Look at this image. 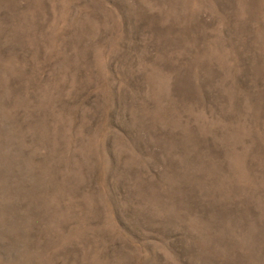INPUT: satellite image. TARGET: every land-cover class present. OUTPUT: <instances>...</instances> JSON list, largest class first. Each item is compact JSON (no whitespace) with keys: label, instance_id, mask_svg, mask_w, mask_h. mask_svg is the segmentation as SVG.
Here are the masks:
<instances>
[{"label":"rangeland","instance_id":"374dc122","mask_svg":"<svg viewBox=\"0 0 264 264\" xmlns=\"http://www.w3.org/2000/svg\"><path fill=\"white\" fill-rule=\"evenodd\" d=\"M0 264H264V0H0Z\"/></svg>","mask_w":264,"mask_h":264}]
</instances>
